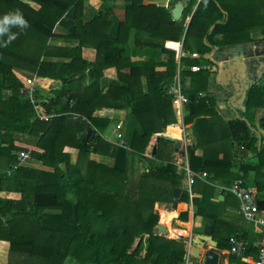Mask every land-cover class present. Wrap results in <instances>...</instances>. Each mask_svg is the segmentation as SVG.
Wrapping results in <instances>:
<instances>
[{
  "label": "trees",
  "instance_id": "1",
  "mask_svg": "<svg viewBox=\"0 0 264 264\" xmlns=\"http://www.w3.org/2000/svg\"><path fill=\"white\" fill-rule=\"evenodd\" d=\"M154 1L124 0L119 18L113 14L116 0H0V18L19 12L27 22L26 28L10 26L9 33L0 35V192L20 194L19 199L0 196V264H185L183 237L156 233L159 216L154 210L156 202H173V189L181 186L183 175L172 163L158 164L169 143L164 138L158 137L151 157L145 156L153 134L176 121L167 91L177 74L187 98L184 123L192 124L194 136L187 148L188 165L208 175L207 182L197 180L192 186L202 194L192 200L195 215L210 218L218 232L224 221L219 202H212L215 185L228 187L241 178L260 194L264 191V83L247 91L244 111L225 120L210 90L215 72L190 69L212 63L202 56L181 57L178 66L164 41L180 40L184 18L171 21L169 10ZM211 4L219 22L208 38L220 34V47L249 39L254 20L230 10L221 20L222 3ZM198 12L199 7L185 45L194 22L199 20L206 34L215 20L198 19ZM131 30L137 36L133 48L150 47L148 57L131 58ZM9 34L15 36L11 41ZM141 36L153 41H141ZM84 48L96 51L93 61L83 57ZM190 52L203 55L210 49ZM162 54L166 61L158 60ZM110 67L117 80L105 89L104 71ZM34 74L40 86H57L51 98L40 97L37 89L33 104L20 91L26 75ZM106 108L127 111L125 121L135 123L126 128L127 148L104 137L119 122V116L111 120L102 112ZM37 113L52 116L42 121ZM27 136L34 141L24 140ZM28 150L31 159L13 168L17 153ZM92 153L113 158V166L89 160ZM137 158L147 166L133 181ZM179 200L188 203V192ZM186 223L183 211L177 227ZM230 261L246 264L239 256Z\"/></svg>",
  "mask_w": 264,
  "mask_h": 264
},
{
  "label": "crops",
  "instance_id": "2",
  "mask_svg": "<svg viewBox=\"0 0 264 264\" xmlns=\"http://www.w3.org/2000/svg\"><path fill=\"white\" fill-rule=\"evenodd\" d=\"M177 1L182 2L183 6H184L183 13L181 16V19L184 18V21H183L184 30L182 32V35H181V38L179 41L167 40V41H164V46L166 49L173 50L175 52V59H176L178 66L180 64V58L181 57H185V58H189V59H195V58H200L202 56L203 58L208 59L212 63L211 59L206 57L205 54L200 55V54L195 53V52L191 54L190 51H196L197 49L203 48L205 46V47L210 49V52L215 51V50H219V52H223L227 46L233 45V44H228V45H225V47L224 46L223 47L218 46L217 41H218V39L222 38V36L220 34H215L214 39H210V37L209 38L207 37V35H210L212 33V31L214 29V23L219 22V19L216 18L219 12L213 8V5L211 4V0H195L192 8L190 7L191 9L189 8V4H191L193 0H158V1H154V3L157 4V6L167 8L169 10L170 8H172L173 4ZM220 2L222 3V7H223V9H221V13H222V17H221L222 19L221 20L226 19L227 12L229 10H230V12H233V13L241 12V13H243V17L246 16V19L248 21L254 20L252 22V24H254L255 27L250 31V34L252 32H255V31H261L264 34V0H220ZM124 3H125L124 0H116L115 9H113V14L116 13L119 16V18H122V16H123V10L122 9L124 8ZM198 7H199V12H198L199 18L198 19L204 18L205 20H207L205 22H208V21L211 22L214 18H215V20L208 26V30L206 31L207 32L206 34L205 33L202 34L201 25L199 23V20L194 22L192 24L191 32L188 35V42L185 45V44H183V40H184V37L186 35L187 28L189 26V23H190L192 17H193L194 12L196 11V9ZM222 7L220 6V8H222ZM87 13H89V12H87ZM251 16H252V18H251ZM170 17H171V21H173L171 13H170ZM135 34H136L135 31L131 30L130 37H129L128 53H130L131 58H133V59H135V58L140 59L142 57H145V58L148 57L149 52L151 50L150 47L142 46L138 49L133 48L135 39L137 38V36ZM200 34H202V35H200ZM250 34H249V39L247 41L250 40ZM140 39H141V41H144V42L153 41L150 38L143 37V36H141ZM247 41H244V42H247ZM155 42H157V41H155ZM170 42L176 43L177 45L175 47H173V46L169 47L168 43H170ZM239 43H243V42H237L234 44H239ZM263 43L264 42H262V41L258 42V44H263ZM57 44L58 45H71V44H67V43L62 42V41H57ZM135 53L137 54V55H135L137 57H132V56H134ZM95 54H96V51L93 48L82 49V55L88 61H93L95 59ZM158 60L159 61H166L167 55L162 54ZM199 68L200 67L196 66V65L190 67V69L192 71H196V70L206 71V70H208L209 72L214 73L213 70L215 69V66L212 63V66H206V65L204 66L203 65V66H201V69H199ZM262 68H264V63L262 65ZM177 79L179 80L178 74H177L176 80ZM116 80H117L116 69L114 67L107 68L104 71V81H106L105 89H107V87L111 81H116ZM37 81H38V79H37ZM143 82H145L144 78H143ZM263 82H264V70L261 72V80L259 83H257V85H262ZM38 83H39V81H38ZM179 83H180V80H179ZM188 83H189V79L186 80V84H188ZM180 85H181V83H180ZM56 86H57V83H54L51 86H46V85L43 86L42 85V86L38 87L39 96L45 97V98H48V97L51 98L53 96L52 90L54 88H56ZM181 90H182V85H181ZM210 90L212 91V93L215 95V98H216L215 92H219V87L216 84H213V85H210ZM182 94H183V91H182ZM167 95H169V94L167 93ZM171 100H172V98H171ZM227 100H228V98L225 97L223 99V101L220 100L218 102V100L216 98L219 113L224 117L225 120L228 121L233 116H238V112L240 109H235L232 106H230L229 104H223V102L227 101ZM173 110H174L176 121L174 123L166 126V127L169 126L167 132L170 133V131H171V133H175L176 135H179V131L181 130V128H183L184 134H186V138L189 139V142H190L189 145L190 144L192 145L194 142V136L192 133V124L191 123L190 124L184 123V117L187 114V112L185 110V104L181 108L180 116L178 115V113L174 109V107H173ZM102 112L104 114H106L111 120L115 119L116 117L119 116V118H116V120L121 121L123 123L124 137L126 134L127 126L131 127V128H135V123L131 119H129L127 122L125 121V118H127V116H129V113L127 111L121 112V111H116V110H113L110 108H106ZM257 114L260 115L261 112H258ZM166 127L161 132H163L166 129ZM112 128H113V125L111 124V127L109 128L108 133L106 135H104V137L107 136L106 137L107 140L109 138L112 139V137H111L112 136L111 135ZM161 132H159V133H161ZM156 134H158V133L153 134V136L151 137V139H150V141L146 147L145 156H147V157H151V155H150L151 148H152L154 142L157 140V138L161 137V135L159 136ZM24 140H26L27 142L30 141V143H32L31 141H34V138L31 139L29 136H27L24 138ZM109 141L114 142L113 140H109ZM168 146L171 147V150H169L168 152H165L164 149L162 150V152H161L162 157H161V159L157 160L158 164L163 165V164H167V163H172L177 167V173L181 172L182 175H184L182 167L185 164H184V158L182 157L181 152L179 151L180 144H179V147L176 148V144L174 142L169 141ZM246 157L251 158L252 157L251 153H249ZM89 160H93V161L100 163V164H103L107 167H112L114 164L113 158L108 157V156H101V155L94 154V153L89 155ZM33 162L34 161H32V163H30L32 166H40L39 164H37L35 162L33 163ZM187 162H188V157H187ZM146 166H147V164L142 159H140V158L135 159L133 181H135L138 178V176L146 169ZM207 177H208V175H207ZM206 178L205 179H197V180L207 182ZM192 186H188L187 180H186L185 176H183L181 186H176L177 188H181V192H180L176 207L174 208L172 206L173 202L171 204L156 202L154 205V209H155V211H157V214L159 216L158 224H162L166 228L165 232H163V233L168 232V230H167L168 227L165 223H163L161 221L162 210L167 211L166 212L167 215H169L172 212L178 213V218L173 219V220H169L167 217V220H169L170 225L173 229L178 230V231L183 230L185 232L184 235H182V234L176 235L177 239H179L181 236L184 237L183 240L185 243L186 256H187V258L185 257V264H205L202 261L197 262V260H195V259H190V257H191V252H190V240H191V238L189 236V234L191 232L192 233L202 232L203 228L205 226L212 227V232H211L212 237L217 242V249H218L217 264H231L230 260H231V257H233V256H235V257L239 256L240 260L242 262L249 264L251 259L254 258L256 255V250L254 248H249L244 255H242V254L234 255V254L229 253V247H228V244H229L228 238L230 237L229 234H231V233L232 234H239L242 238H246V240H248L249 242L255 243V244L259 241V238H260V235L257 232L258 228L254 224V222L246 220L239 213V200L226 191H220L219 188L222 185H215L216 194H215V197L213 198L212 202H215L216 200L219 202L217 210L220 213L221 220L224 221L223 223H221L222 227L220 226V230L218 232H216L210 218L205 217L204 215H195V209H194V205H193L192 200H193V198H202V194H200L198 191H193ZM247 186L252 188L255 191L258 201L264 200V191L260 194L258 192L257 188L255 186H253L252 184L247 185ZM184 191L188 192V197H189L188 203L181 202L179 200L181 194ZM189 193L192 194V197L190 196ZM2 195L6 196V198H13V199H19L20 198V194L14 193V192L13 193L0 192V196H2ZM4 196H2V197H4ZM259 208H260V206H259ZM261 210H264V209H261ZM183 211H187V223H186L185 228H179V227H177L179 224V216H180L181 212H183ZM157 225L155 227L156 233H157V230H156ZM228 232H230V233H228ZM224 233L226 235H225V237L224 236L222 237V234H224ZM226 236H228V238H226ZM176 237H174V239ZM243 256L245 258L247 257V260L249 262L243 260L242 259Z\"/></svg>",
  "mask_w": 264,
  "mask_h": 264
},
{
  "label": "water",
  "instance_id": "3",
  "mask_svg": "<svg viewBox=\"0 0 264 264\" xmlns=\"http://www.w3.org/2000/svg\"><path fill=\"white\" fill-rule=\"evenodd\" d=\"M182 2H175L172 8L169 9L172 20L178 21L183 13ZM259 41L264 42V34L261 31H255L250 34V40L247 42L233 44L227 46L223 52L219 50L206 53L205 56L210 58L215 69V75L210 78V85L216 84L219 87V92H215L218 102L228 98L223 104H229L235 109L245 110L244 100L247 91L260 82L261 72L264 70V43L258 44ZM232 89V90H231ZM232 93V94H231ZM245 119V118H243ZM90 132V130H89ZM167 141L174 142L176 148L179 147V142L168 136L161 135ZM261 139L259 137V144ZM181 188L173 189V203L175 208ZM261 209H264V200L258 201ZM178 218L177 212H172L168 215L169 220ZM157 233L165 232L166 228L162 224L157 225ZM212 227L205 226L202 232L190 233V259H195L197 262L202 261L205 264H217L218 249L217 242L212 237ZM225 233L222 237H225ZM228 238V236H226Z\"/></svg>",
  "mask_w": 264,
  "mask_h": 264
},
{
  "label": "built area",
  "instance_id": "4",
  "mask_svg": "<svg viewBox=\"0 0 264 264\" xmlns=\"http://www.w3.org/2000/svg\"><path fill=\"white\" fill-rule=\"evenodd\" d=\"M26 86L21 89L22 98L24 100H29L31 103H37L35 94L37 92L38 87H40V84L37 81L36 75H32L31 77L27 78L26 80ZM167 93L172 97V106L177 111L178 115L181 114V108L182 106L187 102V98L183 96L181 85L179 83V80L177 79L175 83L169 88ZM39 120L46 121L48 120L52 114L49 113H37ZM169 126L166 127V129L158 133L156 135H163L168 136L173 139H176L179 144L180 148L179 151L181 152L182 157L184 158V166L183 174L187 180L188 186H192L197 179H205L207 177V172H193L190 170L187 162V148L189 145V139L186 138V134H184V129L181 128L179 131V135H170L167 130ZM112 139L116 144L123 146L127 148V142L124 137L123 133V123L119 121L116 125L112 128L111 133ZM107 136H105L106 138ZM31 159L30 151H19L17 153V161L18 164L15 165L13 168H16L18 165L26 163L28 160ZM11 170H8L7 173L10 174ZM220 191H226L232 196L236 197L239 200V213L248 221L254 222L256 227L258 228V233L260 235L259 241L255 244L252 242H249L248 240L241 239L235 236H230L228 238L229 242V253L230 254H242L244 255L249 248H254L256 250V255L254 258L251 259L249 262L247 260V257L245 258L243 256V260L249 262V264H264V210H261L258 205V200L256 197L255 191L246 186L244 184L243 179L237 178L230 186L224 187L221 186L219 188ZM192 197V194L189 193ZM187 258V256H186Z\"/></svg>",
  "mask_w": 264,
  "mask_h": 264
},
{
  "label": "clouds",
  "instance_id": "5",
  "mask_svg": "<svg viewBox=\"0 0 264 264\" xmlns=\"http://www.w3.org/2000/svg\"><path fill=\"white\" fill-rule=\"evenodd\" d=\"M10 26H20L21 28H26L27 22L19 12L7 14L0 18V35L9 33ZM14 38V34L8 35L9 41Z\"/></svg>",
  "mask_w": 264,
  "mask_h": 264
},
{
  "label": "bare ground",
  "instance_id": "6",
  "mask_svg": "<svg viewBox=\"0 0 264 264\" xmlns=\"http://www.w3.org/2000/svg\"><path fill=\"white\" fill-rule=\"evenodd\" d=\"M169 134H170V135H173V136L176 135L175 133H171V131H170ZM166 212H167V211L162 210V212H161V221L167 225V227H168L167 230H168L170 236H171V237H176L177 234H182V235H184L185 232H184L183 230H182V231H178V230H175V229H173V228L171 227L169 220H167L168 215L166 214Z\"/></svg>",
  "mask_w": 264,
  "mask_h": 264
},
{
  "label": "rangeland",
  "instance_id": "7",
  "mask_svg": "<svg viewBox=\"0 0 264 264\" xmlns=\"http://www.w3.org/2000/svg\"><path fill=\"white\" fill-rule=\"evenodd\" d=\"M55 42V43H54ZM51 43H54V44H57V41H53V42H51ZM26 78H28V75H26V77H25V79ZM264 83V82H263ZM131 128V127H130ZM164 151L165 152H168L169 150H171V147L170 146H168V144H164ZM184 176V175H183ZM2 196H4V195H2ZM4 197H6V196H4ZM155 210V209H154ZM156 213H157V211H156ZM161 235H164V236H166L167 238H172V239H174V237H171L170 236V234H169V232H167V233H161ZM182 237V236H181ZM180 237V238H181ZM184 238V237H183ZM175 239H177V237L175 238ZM70 264H75L74 262H70Z\"/></svg>",
  "mask_w": 264,
  "mask_h": 264
}]
</instances>
